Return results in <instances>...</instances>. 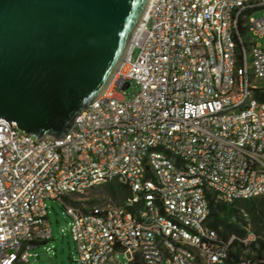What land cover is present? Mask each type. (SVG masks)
<instances>
[{
  "label": "built area",
  "instance_id": "1",
  "mask_svg": "<svg viewBox=\"0 0 264 264\" xmlns=\"http://www.w3.org/2000/svg\"><path fill=\"white\" fill-rule=\"evenodd\" d=\"M260 10L264 0H153L66 137L0 119V264L27 263L52 238L47 198L72 217L80 264H122L119 253L128 264H227L237 237L208 225L210 196H264V44L240 29L264 38ZM111 182L127 192L120 203L73 200Z\"/></svg>",
  "mask_w": 264,
  "mask_h": 264
},
{
  "label": "water",
  "instance_id": "2",
  "mask_svg": "<svg viewBox=\"0 0 264 264\" xmlns=\"http://www.w3.org/2000/svg\"><path fill=\"white\" fill-rule=\"evenodd\" d=\"M146 3L0 0V119L66 137L110 84Z\"/></svg>",
  "mask_w": 264,
  "mask_h": 264
},
{
  "label": "rangeland",
  "instance_id": "3",
  "mask_svg": "<svg viewBox=\"0 0 264 264\" xmlns=\"http://www.w3.org/2000/svg\"><path fill=\"white\" fill-rule=\"evenodd\" d=\"M253 16L255 18L264 16V10L255 12ZM148 26L150 27L151 24H148ZM244 38L246 42L255 40L260 45L264 44V38H259L253 32H245ZM134 90V85L128 88V97L131 96ZM106 185L107 184L91 188L81 195L74 196L73 200L80 206H93L107 203L114 204L115 201L109 194ZM45 203L52 229V238L31 249L32 254H36V256L31 255L27 263L17 264H80L78 261L77 247L71 232L72 217L67 213L65 204L59 199L51 198H47ZM257 206H261L257 217H252L245 210L242 211L248 222L245 227L247 233L253 232L255 237L254 241H242L241 239L244 244L241 256L242 259H247L248 255L254 256L256 254L254 248L257 247L258 244L253 248L251 247L252 243L258 242L259 240L264 241V196L258 198ZM233 235L235 234H232L230 237ZM246 236L244 238H246ZM116 259L122 264H128L123 253L117 254Z\"/></svg>",
  "mask_w": 264,
  "mask_h": 264
},
{
  "label": "trees",
  "instance_id": "4",
  "mask_svg": "<svg viewBox=\"0 0 264 264\" xmlns=\"http://www.w3.org/2000/svg\"><path fill=\"white\" fill-rule=\"evenodd\" d=\"M244 34L248 31L247 27H240ZM107 189L115 203H120L126 195L125 188L118 182L108 183ZM258 198L235 200L230 203L216 201L210 196V216L208 225L215 229L220 237L228 240L232 234L236 235V239L231 244V249L227 264H240L244 244L241 239L247 234V218L242 211H246L252 217H257L260 212V207L257 206ZM258 244L257 247H255ZM251 247H255L256 254L248 255L247 259L254 262H259L264 259V241L252 243Z\"/></svg>",
  "mask_w": 264,
  "mask_h": 264
},
{
  "label": "bare ground",
  "instance_id": "5",
  "mask_svg": "<svg viewBox=\"0 0 264 264\" xmlns=\"http://www.w3.org/2000/svg\"><path fill=\"white\" fill-rule=\"evenodd\" d=\"M152 1H153V0H147V3H146V6H145V9H144V11H143V13H142V15H141V18H140L138 24H137V27H136V29H135V32H134V35H133L132 40L135 39V37H136V35L138 34L140 28L142 27V25L145 23L146 19L148 18V16H149V12H150V8H151V4H152ZM131 43H132V41H131Z\"/></svg>",
  "mask_w": 264,
  "mask_h": 264
}]
</instances>
